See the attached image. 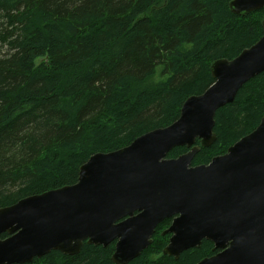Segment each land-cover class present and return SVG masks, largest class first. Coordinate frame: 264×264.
<instances>
[{
  "label": "trees",
  "instance_id": "obj_1",
  "mask_svg": "<svg viewBox=\"0 0 264 264\" xmlns=\"http://www.w3.org/2000/svg\"><path fill=\"white\" fill-rule=\"evenodd\" d=\"M231 1L0 0V209L73 186L92 156L174 124L184 103L214 84L213 62L234 60L264 36V8L237 16ZM263 117L264 73L217 111V140L193 166L225 155ZM171 224L129 264H197L216 254L204 241L178 261L164 255ZM115 246L85 243L77 255L53 251L28 264H115Z\"/></svg>",
  "mask_w": 264,
  "mask_h": 264
},
{
  "label": "water",
  "instance_id": "obj_2",
  "mask_svg": "<svg viewBox=\"0 0 264 264\" xmlns=\"http://www.w3.org/2000/svg\"><path fill=\"white\" fill-rule=\"evenodd\" d=\"M229 6L247 16L263 9L264 0H233ZM211 73L214 84L190 97L171 126L92 156L73 186L1 208L0 264H28L53 251L74 256L85 243L114 242L112 261L129 264L168 219L172 224L163 236L171 237L163 254L176 261L209 241L218 252L197 264H264V117L225 155L193 166L201 148L217 140V111L264 73V36L234 60L213 62ZM177 147L190 151L169 159Z\"/></svg>",
  "mask_w": 264,
  "mask_h": 264
},
{
  "label": "flooded vegetation",
  "instance_id": "obj_3",
  "mask_svg": "<svg viewBox=\"0 0 264 264\" xmlns=\"http://www.w3.org/2000/svg\"><path fill=\"white\" fill-rule=\"evenodd\" d=\"M172 221V220H171ZM159 227V226H158ZM157 230V229H156ZM167 230V229H166ZM167 236H170V235H167ZM171 237V236H170ZM218 251H216V253H217Z\"/></svg>",
  "mask_w": 264,
  "mask_h": 264
},
{
  "label": "rangeland",
  "instance_id": "obj_4",
  "mask_svg": "<svg viewBox=\"0 0 264 264\" xmlns=\"http://www.w3.org/2000/svg\"><path fill=\"white\" fill-rule=\"evenodd\" d=\"M38 65H39V63H38Z\"/></svg>",
  "mask_w": 264,
  "mask_h": 264
}]
</instances>
